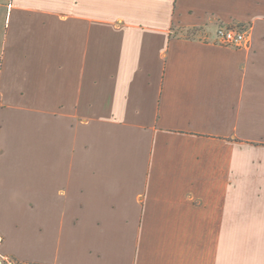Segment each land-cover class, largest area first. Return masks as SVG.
<instances>
[{
  "label": "crops",
  "instance_id": "0c3cea01",
  "mask_svg": "<svg viewBox=\"0 0 264 264\" xmlns=\"http://www.w3.org/2000/svg\"><path fill=\"white\" fill-rule=\"evenodd\" d=\"M9 3L0 264H264V0Z\"/></svg>",
  "mask_w": 264,
  "mask_h": 264
},
{
  "label": "built area",
  "instance_id": "2783aa9c",
  "mask_svg": "<svg viewBox=\"0 0 264 264\" xmlns=\"http://www.w3.org/2000/svg\"><path fill=\"white\" fill-rule=\"evenodd\" d=\"M8 8L12 7L13 0H9ZM218 45L229 48H247L251 43V28L247 25L220 26L216 32ZM2 236L0 235V243ZM5 264H18L11 258H3Z\"/></svg>",
  "mask_w": 264,
  "mask_h": 264
},
{
  "label": "rangeland",
  "instance_id": "374dc122",
  "mask_svg": "<svg viewBox=\"0 0 264 264\" xmlns=\"http://www.w3.org/2000/svg\"><path fill=\"white\" fill-rule=\"evenodd\" d=\"M2 31H0V51H1V40H2V35H3V32L1 33Z\"/></svg>",
  "mask_w": 264,
  "mask_h": 264
}]
</instances>
